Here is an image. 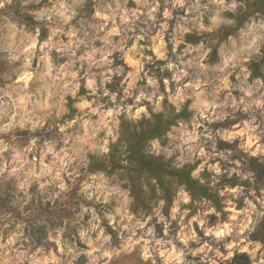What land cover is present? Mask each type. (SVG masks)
Segmentation results:
<instances>
[{
	"label": "clouds",
	"instance_id": "obj_1",
	"mask_svg": "<svg viewBox=\"0 0 264 264\" xmlns=\"http://www.w3.org/2000/svg\"><path fill=\"white\" fill-rule=\"evenodd\" d=\"M0 264H264V0H0Z\"/></svg>",
	"mask_w": 264,
	"mask_h": 264
}]
</instances>
